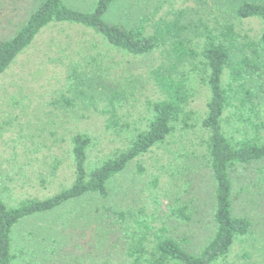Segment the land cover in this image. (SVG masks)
<instances>
[{"label": "rangeland", "instance_id": "rangeland-1", "mask_svg": "<svg viewBox=\"0 0 264 264\" xmlns=\"http://www.w3.org/2000/svg\"><path fill=\"white\" fill-rule=\"evenodd\" d=\"M97 1L66 3L90 11ZM240 1L118 0L105 18L123 26L145 22L147 35L160 21L182 13L186 23L202 21L221 31L233 27L235 60L247 54L255 63L256 69L248 71V87L255 95V117L263 119L264 48L259 38L264 22L238 19ZM38 2L0 0V39L12 36ZM200 33L191 28L188 36L196 44L203 41ZM163 60V48L134 57L82 26L44 29L0 76V196L16 206L72 185L75 134L92 140L88 169L128 148L130 139L146 130L152 104L162 98L152 72ZM94 74L107 81L116 108L110 105L109 92L96 98L88 92ZM190 89L188 124H178L165 142L131 162L108 184L107 198L83 197L16 227L14 254L21 264H133L128 254L135 245L131 234H142L138 224L144 221L154 231L165 228L189 253H201L215 234V183L208 168V134L202 127L211 92L202 71L192 73ZM238 129L226 125L229 133ZM231 178L235 214L247 217L252 228L216 264H264V160L235 167ZM179 209L189 220L175 214Z\"/></svg>", "mask_w": 264, "mask_h": 264}, {"label": "trees", "instance_id": "trees-1", "mask_svg": "<svg viewBox=\"0 0 264 264\" xmlns=\"http://www.w3.org/2000/svg\"><path fill=\"white\" fill-rule=\"evenodd\" d=\"M117 1L98 0L94 9L81 11L68 5L66 0H39L17 31L0 39V76L12 67L44 29L58 24L92 30L111 47L134 57L146 56L161 48L164 55L161 65L152 72L162 98L152 104L153 116L146 130L133 136L128 148L88 169V150L92 140L86 134H75L71 138L75 174L72 185L50 197L28 199L16 206L9 205L0 196V264H21L14 254L13 235L22 222L83 197L107 198L108 184L131 162L165 142L178 124L187 125L192 116L187 107L194 71L203 72L211 92L202 127L208 134V168L215 183L214 237L199 255H194L187 251L183 241L168 235L165 228L154 231L144 221L138 224L143 233L137 237L131 234L135 245L129 248L128 254L133 258V264H216L230 254L239 238L251 233V221L235 214L231 171L237 166L264 160V118L255 117L258 115L255 95L248 87V71L256 69L255 63L247 54L241 60H235L238 44L233 27L221 31L202 21L198 25L186 23L182 13L172 21H160L152 34L147 35L145 22L123 26L106 21L105 16ZM239 4L236 9L238 19L264 22V0H241ZM191 28L201 32L203 41L194 43L188 36ZM259 45L264 48V31ZM189 66H193L191 70ZM90 72L93 71L90 69ZM94 75L88 80V92L94 98L109 92L110 105L116 108L115 95L106 85L107 81L99 74ZM232 124L239 128L236 133L226 130V125L232 127ZM175 214L189 220L183 209L176 210Z\"/></svg>", "mask_w": 264, "mask_h": 264}]
</instances>
